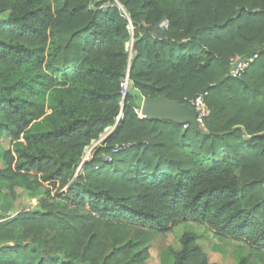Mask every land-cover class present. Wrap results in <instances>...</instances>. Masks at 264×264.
Returning <instances> with one entry per match:
<instances>
[{
  "label": "trees",
  "instance_id": "trees-1",
  "mask_svg": "<svg viewBox=\"0 0 264 264\" xmlns=\"http://www.w3.org/2000/svg\"><path fill=\"white\" fill-rule=\"evenodd\" d=\"M101 4L0 0V140L9 139L0 146V208L20 189L38 210L0 223V264H144L149 234L179 226L178 247L161 264H212L189 225L243 244L248 255L236 264H258L264 0ZM254 54L240 78H228L230 58ZM204 93L201 131L133 112L144 98L190 107Z\"/></svg>",
  "mask_w": 264,
  "mask_h": 264
},
{
  "label": "rangeland",
  "instance_id": "rangeland-1",
  "mask_svg": "<svg viewBox=\"0 0 264 264\" xmlns=\"http://www.w3.org/2000/svg\"><path fill=\"white\" fill-rule=\"evenodd\" d=\"M0 20H2L0 18ZM127 47V46H126ZM189 126V125H188ZM187 127V124L184 126ZM96 142H93L90 147H88L83 157H86L88 154L90 155L93 148L96 146ZM1 148L7 150L9 148V139L2 138L0 140ZM264 159L262 155V150L258 149L256 157H261ZM91 160V157L85 162ZM77 174L80 173V168L77 169ZM17 195L16 198L10 202L9 204H5L3 201L1 202L0 208V223L4 222L10 217H13L15 214L22 210H31L38 211L36 206L31 204V200L28 195L20 190L16 189ZM189 228L193 230L197 236V243L203 253L207 255L208 261L212 264H236L237 259L241 255H248L247 248L241 243H221L218 242L211 234L202 230L201 228L189 225ZM185 228L183 226L177 227L173 233L167 235L166 237H159L153 234H149V237L146 238V243L150 245L149 254L150 257L144 264H161V255L163 251L167 247H172L177 249L178 247V238L182 235ZM140 237V236H139ZM255 258H252L254 260ZM258 264H264V259H257Z\"/></svg>",
  "mask_w": 264,
  "mask_h": 264
},
{
  "label": "built area",
  "instance_id": "built-area-1",
  "mask_svg": "<svg viewBox=\"0 0 264 264\" xmlns=\"http://www.w3.org/2000/svg\"><path fill=\"white\" fill-rule=\"evenodd\" d=\"M93 1L95 4L102 2L101 6H100L101 8L108 7L111 4H116V0H93ZM126 50L129 53V56L131 57V55H132V51H131L132 50V44L131 43H129L127 45ZM257 59H258L257 54H254L253 56L247 57V58H241L239 56H235V57L230 58L229 59L228 78H231V79L240 78L244 74V72L248 69V67L253 62H255ZM130 86H131V82L129 80L128 71H127L124 78L122 79V81L120 83V94L122 97V101L125 99L126 95L128 94ZM206 95H207L206 93L201 94L190 102V107L196 113L199 128H203V126H204L203 122L209 116V110H208L207 105L205 103V96ZM142 100L140 101L139 105L133 109V112L139 120H147V118L142 114V111H141ZM121 119H122V115L120 114L119 117L117 118L116 124L119 123L121 121ZM98 143H99V141H97L95 145H97ZM124 147H126V146L121 145V146L113 147V149L111 150V155L118 153ZM111 155L106 156L104 158V161L105 162H111ZM89 157H91L89 154L86 157H82L81 163L87 161L89 159Z\"/></svg>",
  "mask_w": 264,
  "mask_h": 264
},
{
  "label": "water",
  "instance_id": "water-1",
  "mask_svg": "<svg viewBox=\"0 0 264 264\" xmlns=\"http://www.w3.org/2000/svg\"><path fill=\"white\" fill-rule=\"evenodd\" d=\"M142 114L150 121L170 122L177 125H189L194 131H201L198 127L194 110L186 104H178L166 99L164 95L142 100Z\"/></svg>",
  "mask_w": 264,
  "mask_h": 264
}]
</instances>
